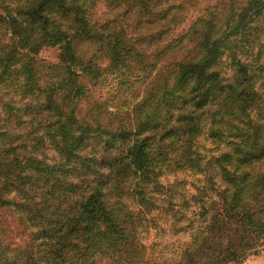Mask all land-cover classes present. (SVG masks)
<instances>
[{
  "label": "trees",
  "instance_id": "obj_1",
  "mask_svg": "<svg viewBox=\"0 0 264 264\" xmlns=\"http://www.w3.org/2000/svg\"><path fill=\"white\" fill-rule=\"evenodd\" d=\"M241 3L227 31L210 20L200 29L192 26L174 36L171 18L176 5L161 0H110L117 13L100 23L89 17L84 0H0V215L7 207H41L25 217L26 225L34 224L39 231L35 235L27 227L21 231L15 215L0 217V256L6 252V239L21 236V252L15 257L19 264H96L97 257L111 259L115 254L136 264L131 262L144 247L133 214L115 207L134 176L146 178L152 155L181 152L190 160L197 158L195 143L203 129L210 137L226 139L229 150L212 160L220 170L207 172L205 185L198 189L200 216L209 214V220L183 244L177 264H241L264 248V171L250 168L264 159V46L252 45L257 53L241 61L229 45L234 35L244 41V34L260 28L264 0ZM120 6L136 7L142 17L135 23V38L115 24ZM160 20L165 22L160 30L137 32L140 24ZM254 21L259 24L252 29ZM146 36L153 48H146L144 57L140 50ZM83 44L91 49L82 50ZM52 48L59 50L56 62L38 57ZM227 52L234 67L232 80L223 74ZM99 54L108 61V70L123 68L130 76L141 71L138 67L146 58L149 90L139 106L153 112L145 113L138 126L124 120L115 123L116 115L92 90L105 73ZM2 88L13 89L17 98L8 97ZM124 114L129 116L128 111ZM108 115L111 121L103 117ZM21 124L29 126L26 137L37 128L41 144L65 155L63 165L70 170L66 182L52 179L48 166L32 168L29 155L18 153L26 162L10 158L16 147L5 148V137L20 135L10 130ZM103 168L111 170L108 175L100 171ZM34 175L51 184L30 186L27 191L34 192L29 196L25 185ZM214 176L223 183L216 191L219 201L208 198L211 203L206 205L203 197L214 191ZM113 197V203L106 200ZM137 198L144 203V195Z\"/></svg>",
  "mask_w": 264,
  "mask_h": 264
},
{
  "label": "rangeland",
  "instance_id": "obj_2",
  "mask_svg": "<svg viewBox=\"0 0 264 264\" xmlns=\"http://www.w3.org/2000/svg\"><path fill=\"white\" fill-rule=\"evenodd\" d=\"M113 1L116 2V0ZM221 1H223L222 4L220 3ZM240 1L241 0H161V2H165V4L173 3L176 5V9L172 12L171 18V26H173L172 35L174 36L177 34L179 35L181 32H186V30L192 26H194V29H200L210 20H212L210 22L212 24H219L221 26L219 28L220 30L226 28L225 31H227V23L236 5L239 4ZM242 1L243 3L241 4H244L247 0ZM84 3L87 6L89 3L90 10L87 9V14H90L89 17L98 23L107 18H113L117 13V11L110 8V0H84ZM160 9L161 7H159V10ZM136 12H138L136 7L130 8L120 6L121 15L117 18V22H115L116 26L126 28V31L134 38L139 35L135 34L137 30L135 29V23L137 20L142 19ZM257 19L259 20V18ZM261 19L262 21L259 23L262 30L259 28L255 33L253 31L252 33H247L246 36L244 34V36H242V38L245 39L244 41L238 42L241 39L240 35H234L231 37V41H229L232 52L235 54L236 58H239L241 61H249L247 54L257 53L258 47L255 46L253 50L252 45L260 43L264 46V14ZM256 23L255 21L251 23L252 29L255 27L254 25ZM259 23H257L256 26H258ZM140 25L142 29L137 32L149 35L153 31L160 30V28L165 25V22L160 20L157 24ZM193 28L191 29L192 32ZM235 40L238 43L233 47ZM148 41H150V38L146 36L144 42H142L143 46L140 51L143 52L144 57L147 55V51H145L146 48L148 50L153 48L151 45V48L148 47ZM189 42L194 45V41ZM90 47L89 44H83L82 50L89 51L91 49ZM262 50L261 60L264 63V47H262ZM58 52L59 50L57 48L44 49L39 53L38 57L48 62H56ZM226 54H228V56H224L223 66L229 70L233 69L234 67L229 65V63H231L230 53L227 52ZM99 62L101 63V68H105V73H101L97 83L92 87V90L97 96L100 95L103 97V100L107 103L106 105L110 108L109 111H112L116 115L114 119L115 123L116 121L124 120V123L127 125L131 124L138 126V124L143 122L145 113L153 112L150 111V109L148 110L145 106H139L142 102V98L145 97V94H147L146 92L149 90L147 86L149 80L146 78V73H144L147 70L146 67H144L146 58H144L143 64L138 67V69L141 68V71L136 72V74H131L133 76H130V73L123 68H121L120 71H115L117 67L114 68V66H112V69L110 67L108 70V68H106L108 66V61L104 59L102 54H99ZM227 69L223 70L224 78L231 79L232 71H228ZM2 89L3 93H6L8 97L17 98L18 95L15 94V91H12L13 89ZM6 98V96H2V102L6 101ZM1 105L2 104H0V106ZM124 106L126 110H122ZM117 110L123 112L118 114L115 112ZM127 111L129 112L128 117L124 114ZM255 116V113L252 112V120L254 122L256 121ZM103 117L109 121L112 119L111 115L110 117L109 115ZM14 126H17V124ZM28 127L29 126L25 124L18 125L17 128L11 129L10 132L15 135H20L5 137V148L10 146L16 147L13 152H11L12 155H10V158H14L13 156L15 155L21 162H26L19 154L29 155V158L33 159L31 164L32 168H36V166L39 165V168L36 169L41 170L45 168L44 166H48L47 170L51 172L50 177L52 179L66 182V180L70 178V170H67V167L63 165L66 162L64 161L66 160L65 155H61V153L50 148L49 144H41L40 139L42 138L37 128L33 131V135L26 137L27 134L25 131L28 130ZM226 142V139L210 137L208 135V130L203 129L196 140V150L193 149L198 153L197 158L190 160L181 152L165 153L162 151L158 153L159 155L155 154L151 156L153 162L150 168L146 170L147 175L144 180H139L137 176H134L132 183L130 185L127 184V189L124 190V199L120 201V205L115 207V210L117 211L120 209L122 212H132L134 217L133 220L137 225L136 236L138 242L144 247L143 253L135 258L137 260L131 263L177 264L180 261L183 244L191 242L192 236L202 227L204 220H206L205 222L209 220V214L206 217L200 216V212H202L200 206L202 203L197 198L201 196L198 189H200L202 185H205L204 177L207 175V172L211 174L214 171L220 170L218 165L212 163V160L229 150V146H227ZM64 153L68 154L67 151ZM67 160H69L68 157ZM68 162H71V160ZM226 162L227 161L223 162V164ZM119 168L122 170L123 165L119 166ZM250 168L252 170L264 171V159L259 162H253ZM100 171H104L108 175V171L110 172L111 170L103 168ZM214 180L215 185L211 186L207 184V186H211L214 191L209 193L208 196L203 197L206 205L211 203V200L208 198L219 201L216 191L223 186V183L219 176H214ZM104 181H107V179ZM49 184L51 183L37 180V175H34L33 180L25 185V194L29 196L33 195V190L27 191L30 186H37L38 188L45 186L49 188ZM117 192L116 189L112 193V196ZM142 195H144L145 198L144 203L137 201V197H142ZM106 200H110L109 202L113 203L114 197ZM212 207L213 206H211V208ZM40 208V205L37 203L24 207H7L8 211L5 212V214L2 212L3 214H1L0 217L1 219H6L10 215H15V220L16 223L18 222L20 230L22 231L27 227L30 233L35 235L39 231L35 229L34 224L32 227H28V222H26L25 217L29 211L34 212ZM26 235L29 236V233ZM21 239H23L21 236H16L13 241L6 239V252L3 251L0 260L7 258L8 261H13L12 264H19L16 263L15 257L21 252L20 249L17 248ZM19 256L21 257V255ZM99 257H97L96 264H129L126 259H123L117 254L111 259L103 256ZM72 263L76 264L74 260H72ZM241 264H264V248H258L255 254L247 256Z\"/></svg>",
  "mask_w": 264,
  "mask_h": 264
}]
</instances>
